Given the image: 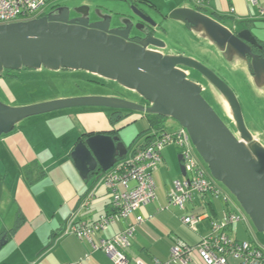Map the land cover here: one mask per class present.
Returning <instances> with one entry per match:
<instances>
[{
  "label": "water",
  "instance_id": "1",
  "mask_svg": "<svg viewBox=\"0 0 264 264\" xmlns=\"http://www.w3.org/2000/svg\"><path fill=\"white\" fill-rule=\"evenodd\" d=\"M107 1L121 2L125 7L69 6L39 19L0 25V75L23 68L82 70L117 82L144 103L98 95L24 107H11L0 100V137L29 117L72 108H104L113 113L127 111L170 118L187 131L211 176L236 198L254 229L264 234V146L247 127L234 89L197 59L159 51L165 50L167 44L154 36L161 24L146 10L149 6L144 0ZM167 19L209 42L226 64L245 65L255 88L264 89V55L254 52L264 48L244 22L229 27L204 8L193 5L172 10ZM134 29L143 33L138 37L140 42L130 41ZM186 71L198 73L207 86H213L226 98L237 135L204 97V85L189 79ZM112 133L87 134L76 143L70 156L83 181L93 176L97 180L99 173L127 157V146ZM178 159L186 177L181 154ZM1 234L0 250L7 243L6 235Z\"/></svg>",
  "mask_w": 264,
  "mask_h": 264
},
{
  "label": "crops",
  "instance_id": "2",
  "mask_svg": "<svg viewBox=\"0 0 264 264\" xmlns=\"http://www.w3.org/2000/svg\"><path fill=\"white\" fill-rule=\"evenodd\" d=\"M78 2L77 6H100L102 9L125 7L121 2L122 5H119L107 0H59L49 3L46 12L51 13ZM144 2L153 11L149 13L154 18L158 17V20L155 19L161 26L163 23L173 22L167 19L172 10L183 5L200 6L229 27L244 22L245 27L250 28L264 43V0H203L201 4L196 0ZM112 3L116 7L111 6ZM203 41L208 47L206 51L203 48L205 59L210 60L208 52L213 54L210 49L212 45L204 39ZM202 44L200 42L205 47ZM161 52L165 55L181 54L196 59L195 56L183 52ZM226 66L232 71L228 73L234 83L238 84L241 96L243 94V99L251 111L259 115V119L255 123L251 120L247 127L253 136L263 141L264 146V134L260 132H264V89L255 88L251 73L245 65L235 63ZM44 70L45 68L35 70V80L42 79ZM13 79L0 75V95L6 100L7 97L13 99L7 84L9 81L14 84ZM193 81L203 84L197 79ZM102 95L115 96L113 93ZM136 97L137 99L129 100H142L137 95ZM112 113L113 110L104 108L64 109L38 115L39 117L29 120L25 126L22 125L23 120L11 133L0 137V232L7 235V243L0 250V264H114L105 253L94 249V245H99L103 239L114 237L128 224L135 223L137 216H142L144 221L127 249L128 258L132 263L142 260L146 264H157L156 261L165 264L178 240L196 247L202 237L210 233L211 223L221 221L225 213L224 202L214 194L208 193L205 198L195 194L194 199L186 203L185 209L169 203L168 194L174 182L184 179L181 170V178L168 179L170 174L176 176L177 171V147L170 145L163 150V162L153 173L156 200L133 212L125 222L113 224L108 230L93 234L91 239H78L71 232L72 227L81 221L91 223L97 220L108 212L110 202L105 191L98 187V197L90 209L80 208L84 195L97 188L98 182L95 176L88 182L83 181L74 166L70 154L78 140L87 134L111 131L125 143L130 157L148 144V135H152L150 122L145 114L125 112V118L113 122ZM260 118L263 120L261 129L258 127ZM170 120L172 119L165 120L167 131L180 127L177 122ZM230 204L231 211H236V215L244 214L231 195ZM162 208L164 209L161 210ZM187 215H202V220L195 229L182 223L181 218ZM254 230L247 217L226 231L230 237L261 245L254 237ZM229 262L237 263L231 257ZM186 264L205 263L197 250H194Z\"/></svg>",
  "mask_w": 264,
  "mask_h": 264
},
{
  "label": "built area",
  "instance_id": "3",
  "mask_svg": "<svg viewBox=\"0 0 264 264\" xmlns=\"http://www.w3.org/2000/svg\"><path fill=\"white\" fill-rule=\"evenodd\" d=\"M59 0H0V25L28 22L46 16L49 3ZM201 4L203 0H196ZM189 77V72L186 71ZM170 145L181 149L182 164L186 177L175 181L168 194L169 203L185 209L186 203L194 195L209 192L220 193L217 182L206 173L198 161L197 152L191 143L187 131L180 127L175 131L155 132L149 137L148 144L139 148L132 156L120 159L108 171L101 172L98 186L82 198L81 209L89 210L98 197V187L105 191L110 199L109 210L97 220L87 223L81 221L72 227L71 232L80 240L91 239L92 235L108 230L113 224L125 222L136 210L156 200V188L153 173L163 162V150ZM228 200V197H227ZM162 208L161 210H163ZM247 218L245 214L224 213L221 221L214 223L208 235L202 237L196 247L178 240L171 249L170 259L165 264H186L192 252L197 250L205 264H231L229 258L237 264H264V248L250 241L237 242L225 233L226 227ZM202 220L201 216H184L182 223L195 229ZM142 216L136 222L128 224L117 235L101 240L94 249L104 252L114 264H146L142 260L134 263L126 252L130 247L138 227L143 223ZM157 264H160L156 261ZM73 264H82L77 262Z\"/></svg>",
  "mask_w": 264,
  "mask_h": 264
},
{
  "label": "rangeland",
  "instance_id": "4",
  "mask_svg": "<svg viewBox=\"0 0 264 264\" xmlns=\"http://www.w3.org/2000/svg\"><path fill=\"white\" fill-rule=\"evenodd\" d=\"M118 3L119 5H122L120 2H116V4ZM73 4L74 5L71 6H77L79 2ZM116 4L112 3L111 6H115ZM146 10L149 12H153L147 8ZM155 18H157L158 20V17L155 16ZM163 26L167 31L166 35H161V37L166 41L168 46L167 50L165 51L183 52L187 55H193L198 61L202 62L203 64L214 70L235 90L242 106L246 124H250L251 120L255 123V120L257 121V119H259V115L253 112V110L251 111L246 101L243 99V94L241 96L238 84L234 83L228 73V71H232L226 66V64L224 63L225 61L219 56L216 48L211 46L210 49H212L211 51H213V54L208 52L211 61L207 60L204 56V51H206L207 47L206 42H204L203 39L198 37L197 34L191 32L188 27L179 25L174 22L163 23ZM200 42H202V45H204L205 47H202L200 45ZM199 47L202 48L198 49ZM9 73H11V76H8V74H6V77H8V79L14 78V84L10 81L7 82V84L9 85V94L13 99L11 100L10 97H7L8 100H6L3 96L0 95V100L4 104L11 107H24L60 98H76L94 94H101L98 96H105L102 95L105 93H113L115 97L123 99H137L136 94H132L131 92L126 91L120 85H118L117 82L106 80L104 78L82 70H50L45 68L44 72L41 74V80H35L36 74L35 70L33 69L23 68ZM13 75L15 77H12ZM189 79H197L202 82H205L203 83L205 85V92L203 93L204 97L214 108V110L218 113V115L225 121L227 126L237 135L232 111L228 105L229 103L226 98L220 95L219 92L213 86H207L206 80L202 78L198 73L191 71V76H189ZM36 117L39 116H33L25 119L22 122V125H27L29 120L35 119ZM260 119L261 120L259 121L258 127L261 129L263 120L262 118ZM260 132L264 134L263 131ZM254 138L263 145V141H261V139H258L255 136ZM175 152V163L177 166V171L175 172L176 176L170 174L168 177L169 180L181 178L180 163L178 159L179 149L175 148ZM222 187L227 192H229L223 185ZM231 197L236 200L233 195H231ZM254 233V237L264 248V234L259 233L256 230H254ZM232 264L237 263L232 262Z\"/></svg>",
  "mask_w": 264,
  "mask_h": 264
},
{
  "label": "trees",
  "instance_id": "5",
  "mask_svg": "<svg viewBox=\"0 0 264 264\" xmlns=\"http://www.w3.org/2000/svg\"><path fill=\"white\" fill-rule=\"evenodd\" d=\"M261 44H262V46H263V48H264V43L263 42H261ZM258 52L259 53H262L263 55H264V50L261 52V51H259L258 50ZM9 72H12L11 70H6L4 73H3V75L5 76L6 74H8V76H11V73H9ZM91 109H97V108H91ZM99 109V108H98ZM115 111V110H114ZM126 112V111H125ZM120 112H117V111H115L114 113H112L111 114V120H113V122H114V120H119V119H121V118H125L124 116H118L117 114H119ZM147 117H148V120H149V122H150V126H151V132L152 133H155V132H165V131H167V129H166V125H165V120L167 119V118H164V117H162V116H158V115H153V114H148V115H146ZM181 127V126H180ZM179 127V128H180ZM175 131V130H174ZM149 137H151V135H148V138ZM144 146H146V144L144 145ZM143 146V147H144ZM174 146V145H173ZM176 147V146H175ZM178 149H179V151H180V153H181V149L179 148V147H177ZM198 155V154H197ZM198 161H199V163H200V165H202V167L206 170V173L209 175V176H211V174H210V171L208 170V168H207V166L204 164V162L201 160V158L198 156ZM212 177V176H211ZM185 178V177H184ZM217 187H218V189L220 190V193L219 194H217L216 192H209V194H214V195H216V196H219V197H221L222 199H223V202H224V207H225V213H229V214H235L236 213V211H234V210H232L231 211V208L229 207V205H231L230 204V193L229 192H227L225 189H223V187H222V185L220 184V183H218L217 182ZM208 195V193H206V194H203L202 196L200 195V197L201 198H205L206 196ZM227 197H228V200H227ZM186 207V206H185ZM188 216V215H187ZM189 216H196V217H198V216H202V215H189ZM214 226V222H212L211 223V228ZM230 226H232V225H230ZM230 226H228V227H226V229L224 230L225 231V233L227 234V231L226 230H228L229 229V227ZM231 229V228H230ZM228 235V234H227ZM76 236V235H75ZM229 236V235H228ZM235 241H237V242H243V241H240V240H238L236 237H232ZM251 242H253V241H251ZM253 243H255V242H253ZM255 244H257V245H259L258 243H255ZM261 246V245H260ZM104 253V252H103Z\"/></svg>",
  "mask_w": 264,
  "mask_h": 264
},
{
  "label": "flooded vegetation",
  "instance_id": "6",
  "mask_svg": "<svg viewBox=\"0 0 264 264\" xmlns=\"http://www.w3.org/2000/svg\"><path fill=\"white\" fill-rule=\"evenodd\" d=\"M162 29V30H161ZM167 31H166V29H165V27L162 25L161 26V28L160 29H158V31L155 33V35L154 36H156V37H159V38H161V39H163L162 37H161V35H166L165 33H166ZM140 36H143V33H141V32H139V31H137V30H133L132 32H131V34H130V38H131V40L130 41H132V42H140L141 40L138 38V37H140ZM199 37V36H198ZM167 44V43H166ZM151 49H155L156 50V48H152V47H150ZM167 48H168V46L166 47V49L165 50H167ZM159 51H162V50H159ZM164 51V50H163ZM254 52H256V53H259L258 52V50L257 49H254ZM225 63V62H224ZM226 64V63H225ZM189 72V76H191V71H188ZM191 80H194V79H191ZM202 82V81H201ZM203 83H205V82H203ZM203 86V85H202ZM205 86V85H204ZM204 86H203V89H205L204 88ZM127 93V92H126ZM140 103H144V101L143 100H140L139 101ZM127 112V111H126ZM121 113V112H120ZM117 114L118 116H124L123 115V113H125V111H123L121 114ZM113 134V133H112ZM114 135V134H113ZM120 160V159H119ZM118 160V161H119ZM100 174V173H99ZM96 177V176H95ZM3 235H5L4 233H2L1 234V236H3ZM6 238H7V235H6Z\"/></svg>",
  "mask_w": 264,
  "mask_h": 264
},
{
  "label": "bare ground",
  "instance_id": "7",
  "mask_svg": "<svg viewBox=\"0 0 264 264\" xmlns=\"http://www.w3.org/2000/svg\"><path fill=\"white\" fill-rule=\"evenodd\" d=\"M229 105V104H228ZM230 107V106H229ZM181 154V153H180Z\"/></svg>",
  "mask_w": 264,
  "mask_h": 264
}]
</instances>
